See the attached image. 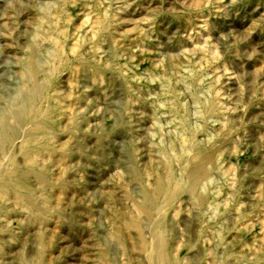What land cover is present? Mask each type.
I'll use <instances>...</instances> for the list:
<instances>
[{"label": "rangeland", "instance_id": "rangeland-1", "mask_svg": "<svg viewBox=\"0 0 264 264\" xmlns=\"http://www.w3.org/2000/svg\"><path fill=\"white\" fill-rule=\"evenodd\" d=\"M0 264H264V0H0Z\"/></svg>", "mask_w": 264, "mask_h": 264}]
</instances>
